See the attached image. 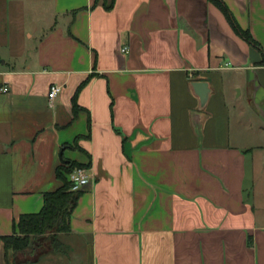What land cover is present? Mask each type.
Wrapping results in <instances>:
<instances>
[{"label":"crops","instance_id":"obj_1","mask_svg":"<svg viewBox=\"0 0 264 264\" xmlns=\"http://www.w3.org/2000/svg\"><path fill=\"white\" fill-rule=\"evenodd\" d=\"M111 1L0 0L26 10L2 31L0 235L63 184L62 154L93 172L71 231L17 264H264V205L247 191L264 144L239 128L253 115L264 132L261 52L209 0ZM225 1L264 47V0Z\"/></svg>","mask_w":264,"mask_h":264},{"label":"trees","instance_id":"obj_2","mask_svg":"<svg viewBox=\"0 0 264 264\" xmlns=\"http://www.w3.org/2000/svg\"><path fill=\"white\" fill-rule=\"evenodd\" d=\"M98 1V0H97ZM213 2L225 15L233 30L251 46L257 48L262 59L257 63L264 65V47L254 37L249 28H244L225 0H209ZM114 6V0L106 4L108 9ZM90 79V77H89ZM88 79V80H89ZM75 112L77 108L75 105ZM74 147L81 149L76 143ZM89 166L76 160L61 163L56 170L57 177L63 184L44 193V204L38 212L24 213L14 222L13 233L0 235V245L4 246L7 264H17L19 254H32L40 245L39 239L50 238L54 248L60 245L59 235L71 231V219L75 207L83 193V189L73 190V183L69 174L77 167Z\"/></svg>","mask_w":264,"mask_h":264},{"label":"rangeland","instance_id":"obj_3","mask_svg":"<svg viewBox=\"0 0 264 264\" xmlns=\"http://www.w3.org/2000/svg\"><path fill=\"white\" fill-rule=\"evenodd\" d=\"M5 10V14L8 16L4 19H0V59L8 60L11 55V45L7 42H1L4 35L2 33L4 30L11 28L14 22L12 19L13 15H17L18 17L22 16L25 13V5L17 4V5H0V10ZM10 19V20H9ZM13 20V21H12ZM24 33V32H23ZM24 40L27 43H33L32 39L24 36ZM262 123L259 120L258 116H247L243 119L240 129L245 137L246 143H251L253 145H263L264 144V132L263 131H255V128L258 130L259 126ZM253 129V130H252ZM255 131V132H254ZM253 150V149H252ZM248 178H247V191L248 193L252 192L253 186L255 184V193H256V203L264 205V148L263 147H254L253 152L251 151L248 154ZM253 194V193H252ZM253 196V195H252ZM264 215V213H260V215ZM2 244V243H1Z\"/></svg>","mask_w":264,"mask_h":264},{"label":"built area","instance_id":"obj_4","mask_svg":"<svg viewBox=\"0 0 264 264\" xmlns=\"http://www.w3.org/2000/svg\"><path fill=\"white\" fill-rule=\"evenodd\" d=\"M124 50L126 51L127 47H125ZM61 89V85L54 84L50 89L49 98L54 100L60 93ZM2 90L4 92L9 91V86L4 85ZM92 177L93 172L91 171L90 166L77 167L69 174L70 181L73 183V190H80L86 187L90 183Z\"/></svg>","mask_w":264,"mask_h":264},{"label":"water","instance_id":"obj_5","mask_svg":"<svg viewBox=\"0 0 264 264\" xmlns=\"http://www.w3.org/2000/svg\"><path fill=\"white\" fill-rule=\"evenodd\" d=\"M195 92L197 93V95H199L200 100H201V104L205 105L208 101L209 98V94L211 92V88L209 86V82L206 80H195L192 83ZM61 158L63 162H67L68 160L63 159L62 154H61Z\"/></svg>","mask_w":264,"mask_h":264}]
</instances>
